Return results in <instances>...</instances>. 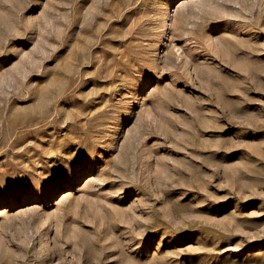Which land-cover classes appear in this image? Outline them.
Instances as JSON below:
<instances>
[{"label": "rangeland", "instance_id": "1", "mask_svg": "<svg viewBox=\"0 0 264 264\" xmlns=\"http://www.w3.org/2000/svg\"><path fill=\"white\" fill-rule=\"evenodd\" d=\"M0 264H264V0H0Z\"/></svg>", "mask_w": 264, "mask_h": 264}]
</instances>
